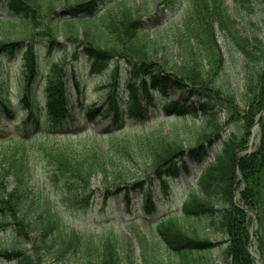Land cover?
<instances>
[{"label":"trees","instance_id":"1","mask_svg":"<svg viewBox=\"0 0 264 264\" xmlns=\"http://www.w3.org/2000/svg\"><path fill=\"white\" fill-rule=\"evenodd\" d=\"M71 1L63 12L65 24L77 18L92 19L105 0ZM51 2L0 0L8 15L24 21L25 29L30 33L27 41L0 40V55L13 56L25 47L20 102L25 108L21 123L27 127V131L23 132L25 137L14 135L0 142V233L10 232L13 237L11 243L0 244V264H45L47 258L62 264L70 259L74 264H132L129 251L121 253L123 245L129 246L124 233H119V239L83 236L64 225L55 202L85 210L96 198H101L102 207L116 199L126 215L131 214L136 205L141 207L145 216L143 221L148 220L150 226H154L151 220L158 202L168 200L174 185L183 178L191 177L192 169L205 162L208 164L197 180V188L188 191L178 214L156 223L154 243L147 241L136 228V223L126 222L123 225L125 230L137 237L140 263L164 264L157 253V248L163 247L168 254L178 257L176 264H188L193 254L206 252L221 244L223 264H254L246 251L249 242L247 229L251 222L247 220L248 214L241 209L254 213L255 219L260 222L264 209V114L258 121L259 142L247 152L250 129L264 108V66L257 72L249 70L250 63L257 59L251 48L257 49L258 56L264 61L258 36L254 31L248 32L244 26L239 27L226 4L211 10H207L206 6L201 11L198 20L200 31L189 40L187 58H182L181 53L174 52L175 49L168 44L143 39L141 34L145 26L141 16L126 4H122L116 14H109L100 26L94 25L91 30L86 27L81 33V40L85 46L84 56L90 61V75H99L110 70L115 61H124L129 66L125 86L130 96L126 108L122 110L114 92L119 71L117 66L112 67L104 105L86 110V120H107L112 114L119 129H107L104 135L107 142L127 143L128 140L144 137L151 144L145 150L146 156L139 159L122 152L126 156L122 162L125 166L108 164L88 167L81 153L70 150L69 156L59 162L47 159L49 168H46V176L37 184L34 179L36 159L27 154L25 164L13 168L4 163L3 152L9 146L20 144L42 148V139L30 137L33 132H55V135L64 138L70 137L72 132L67 121V86L70 84L77 89L78 84L74 74L67 81L64 67L69 66L74 72L76 54L67 65L56 62L49 67L46 83L42 87L44 116L32 111L35 104L32 84L37 77L38 64L33 40L40 36L38 31L42 20L54 14ZM233 2L235 7L248 14L252 13L255 4L264 5V0ZM162 3V0H157L155 10ZM248 25L253 26L250 22ZM44 28L51 32L47 26ZM217 34L231 41L246 61L245 88L250 95L247 94V109L238 118L233 116L238 113L233 93H228L216 82L224 63L216 42ZM47 37L50 43L54 42L52 36ZM171 92L177 97L172 99ZM148 94L162 97L160 109L152 103ZM140 98L145 100V104ZM149 109L153 114H165L172 121L166 120L172 123L198 117L205 122L200 128L185 131L189 136L186 144L172 129L174 133H166L159 127L153 132L126 133L125 120L145 123L149 121ZM224 110L230 113L226 124L241 120L240 135L223 133L220 114ZM0 111L13 122L20 121L13 117L15 112L7 107L1 94ZM110 157V149L101 154L102 161ZM93 178H98L96 186L91 184ZM236 191L238 207L233 204ZM205 219L210 220L211 231L224 238L222 241L214 244L205 229L192 227L189 231L186 227L190 222ZM22 244H29L30 249L23 250L19 247ZM259 258L264 264V251H259Z\"/></svg>","mask_w":264,"mask_h":264},{"label":"rangeland","instance_id":"2","mask_svg":"<svg viewBox=\"0 0 264 264\" xmlns=\"http://www.w3.org/2000/svg\"><path fill=\"white\" fill-rule=\"evenodd\" d=\"M52 1L51 5L53 7L52 9H54V14H49L42 20V26L38 31V35L42 36H36L33 40L38 64L36 67L37 77L34 84H32L33 92L35 91V104L32 111L38 116H44L45 101L42 87L45 83L49 67L56 62H64L67 65L73 61L72 56L76 54L77 60L74 63V67L72 66L74 72L69 66L64 67V74L67 81H70L72 74H74L77 76L78 84L77 89L73 88L70 84L67 86L69 94L67 121L69 129L72 132L68 138H64L62 135L57 136L55 132L53 134H49L46 131L41 133L33 132L30 134V137L42 139V148H37L32 144H20V146H9L3 152L4 163L13 168L25 164L28 155L36 159L37 165L34 179L37 184L42 181L43 176H46V168H49L47 159L50 162H59L69 156L70 150L81 153L80 155L88 167L98 165L103 167L108 164L125 166V164H122L126 159V156L122 153L125 151L130 153L134 159L146 156L145 150L151 142H147L144 137L138 140H128L127 143L107 142V138L104 136L107 129L111 128L108 131H117L119 129V124L112 114L107 120L97 119L94 121H87L84 116L86 110L104 105L106 95L109 91L108 85L111 68L114 66H117L119 71L117 87L114 92L122 110L126 108L129 102L130 96L126 92L127 88L125 86L129 66L124 61L119 60L111 64L110 70H105L99 75H90V64L84 58L83 50L85 46L81 40V33L86 27L91 30L94 28V25L100 26L101 21L107 19L109 14H116L122 4L133 8L141 16V22L145 26V31L141 34L144 36L143 39L168 44L171 48L175 49L174 52H180L182 58L188 57L187 45L190 42L189 40L194 37L193 35L195 33L200 31L198 20L201 16V11L206 6L207 10H211L212 8L226 4L229 12L236 19L238 25H240L239 27L244 26L248 32L254 31L261 42V50L264 51V5L261 4H255L252 13L248 14L235 7L233 0H162V4L165 6H162V4L158 5V10L154 8L157 0H105L92 19H77L73 20L70 24H65L61 17L65 8L72 1ZM49 20H51V24ZM249 22L253 26L248 25ZM45 26L51 32L45 30ZM29 34V31L25 29V22L18 17L9 16L5 5L0 4V40L27 41ZM50 35L53 37V43H50L47 37H51ZM216 42L219 45L224 60L216 82L222 85L228 93H233L235 110L238 112L233 114V116L238 118L247 109L246 99L248 90L245 88L247 86L245 77L246 61L231 41L224 39L220 34L216 35ZM24 49L25 47L13 56L6 54L0 55V94L7 107L15 112L13 113V117L20 119V121L18 120L15 123L13 122L14 120L9 119L0 111V142L14 135L25 137L23 132L27 131V127L21 123V119L25 117V108L20 102L23 86L22 61ZM251 51L256 54L257 59L250 63L249 70L250 72L251 70L257 72L264 66V61L258 56L259 51L257 49L251 48ZM148 95L152 98V103L160 109L161 103L163 102L162 97L158 94ZM170 97L174 99L177 95L171 92ZM140 100L142 104H145L143 98H140ZM149 112H151L149 114V121L145 123L125 120L126 133H133V131L137 133H142V131L153 132L158 127L166 133H174L171 132L172 129L177 132L180 139L186 144L189 141V136L185 134V131L196 127L200 128L205 122L202 117H198L194 120L190 118L185 122L176 120L177 122L172 123L170 122L172 121L171 118L165 114H153L150 109L147 113ZM229 114L227 110H224L220 114L222 118L220 125L224 127L223 133L240 135L241 120L226 124V119ZM256 119L257 117L254 119L255 123L250 129L247 152L252 151L259 142V127ZM172 126L173 128H171ZM135 141L137 142L135 143ZM108 149H110L111 157L102 161L101 154L104 150L106 151ZM207 164L205 162L194 167L191 171V177L183 178L174 185L168 200L158 202L157 211L151 220L154 226H150V221L148 220L146 222L143 221L145 216L141 207L136 205L131 214L126 215L116 199L109 201L105 207H102L101 198H96L85 210L68 208L62 203L55 202L56 210L66 227L73 229L83 236H91L94 239H106L108 237L119 239V233H124L128 238L127 242L129 241V246L123 245L121 253H124L126 250L129 251L132 264H141L139 248L136 242L137 237L134 233L124 230L123 225L126 222L136 223L137 229L142 235H145L147 241L154 243L156 238L153 234V229L156 223L160 219L178 214V208L186 198L188 191L192 188H197V180ZM97 183L98 178L91 180L92 186H96ZM237 192H235L234 197L236 204ZM248 219L251 223L247 229L249 233L247 250L255 259L254 264H262L259 258V251H264V209L263 214L260 216V222L257 219H253L250 214L247 215ZM186 227L189 231L192 227L205 229V233L209 235L210 240L214 244L224 239L219 234L211 231L209 219L190 222L186 224ZM12 241L13 237L10 232L0 233V244H9ZM19 247L23 250L30 249L29 244H22ZM157 253L164 264H176L179 261L178 257L168 254L163 247H158ZM69 261L63 264H74L72 259ZM45 264L62 263L54 262L52 259L47 258ZM188 264H223L221 244L213 246L206 252L193 254L189 258Z\"/></svg>","mask_w":264,"mask_h":264}]
</instances>
